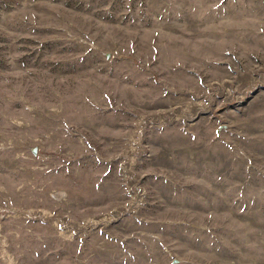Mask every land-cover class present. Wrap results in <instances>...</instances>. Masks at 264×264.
Masks as SVG:
<instances>
[{
    "label": "rangeland",
    "instance_id": "1",
    "mask_svg": "<svg viewBox=\"0 0 264 264\" xmlns=\"http://www.w3.org/2000/svg\"><path fill=\"white\" fill-rule=\"evenodd\" d=\"M0 264H264V0H0Z\"/></svg>",
    "mask_w": 264,
    "mask_h": 264
},
{
    "label": "water",
    "instance_id": "2",
    "mask_svg": "<svg viewBox=\"0 0 264 264\" xmlns=\"http://www.w3.org/2000/svg\"><path fill=\"white\" fill-rule=\"evenodd\" d=\"M105 57L107 58L108 55H106ZM27 149L32 153V155H36V152H37V147L36 146L27 147Z\"/></svg>",
    "mask_w": 264,
    "mask_h": 264
}]
</instances>
